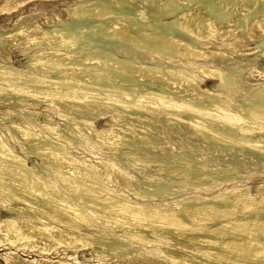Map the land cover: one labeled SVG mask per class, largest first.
Wrapping results in <instances>:
<instances>
[{
  "label": "bare ground",
  "instance_id": "bare-ground-1",
  "mask_svg": "<svg viewBox=\"0 0 264 264\" xmlns=\"http://www.w3.org/2000/svg\"><path fill=\"white\" fill-rule=\"evenodd\" d=\"M262 12L264 0H73L69 21L27 34L24 43L36 50L22 68L0 64V97L34 107L46 102V111L72 122L38 123L27 107L20 109L22 122L7 117L6 124L0 116L28 153L18 154L0 134V208L13 214L0 222V242L22 238L32 240L29 249L48 254L63 246L72 256L90 247L97 257L138 256L158 264L202 263L198 257L203 264H264V186L253 196L234 185L210 197L191 192L167 203L147 200L197 182L249 177L238 176L236 161L222 166L225 156L264 159V85L255 83L240 102L235 94L242 69L248 76L264 71L251 67V58L236 70L223 56L215 58L217 51L208 52L255 36L251 22ZM255 25L260 34L253 49L264 50V20ZM26 30L20 25L11 35L20 38ZM105 114L119 126L93 131L92 121ZM139 124L146 128L137 130ZM86 143L110 147L111 162L95 169L70 153L69 147ZM30 154L40 162L29 166ZM130 160L153 164L165 177L139 180L127 172ZM102 176L146 202L116 192ZM170 176L183 186H169ZM196 221L205 223L194 227Z\"/></svg>",
  "mask_w": 264,
  "mask_h": 264
},
{
  "label": "rangeland",
  "instance_id": "rangeland-1",
  "mask_svg": "<svg viewBox=\"0 0 264 264\" xmlns=\"http://www.w3.org/2000/svg\"><path fill=\"white\" fill-rule=\"evenodd\" d=\"M25 1V2H24ZM17 3V4H16ZM22 3V4H20ZM73 0H13L11 2H5L4 0H0V64L9 63L15 67L22 68L26 65V61L29 58L31 54L34 53L36 48H33V44H25V36L27 34H30L32 32H38L40 29H49L52 28L53 25L58 24L59 20L69 21L70 17L68 14V9L72 6ZM6 7V8H5ZM263 13V14H262ZM256 17V20H264V12H262ZM256 20L251 23L254 27L255 36L244 38V41H235L230 46H224L221 49L214 48H207L210 52V50H214L216 53V57L223 56L225 59V62L231 67V68H238L239 65L242 64L243 59L245 58H251L252 60L248 63L251 65V67L255 68L257 71H264V50L260 49H253V47L258 43L259 40V30L256 28L255 22ZM25 26L27 27L26 33L20 34L19 36L14 39V36L11 35V32L17 27V26ZM252 27V28H253ZM8 32V33H7ZM257 35V36H256ZM11 36V37H10ZM2 37V38H1ZM10 38L8 40V38ZM14 39V40H13ZM18 39V40H17ZM17 40V41H15ZM18 42V43H17ZM18 46V47H17ZM33 46V47H32ZM222 46V45H221ZM220 46V47H221ZM27 52L28 55L21 52L20 50H23ZM31 48V49H29ZM46 48V47H45ZM227 48V49H226ZM29 49V50H28ZM226 49V50H225ZM239 49V50H238ZM225 50V52H224ZM261 50V51H260ZM260 51V52H259ZM263 55H262V53ZM219 53V54H218ZM256 53V54H255ZM261 53V54H260ZM247 54V55H244ZM11 57V58H10ZM7 59V60H6ZM9 60V61H8ZM6 61V62H5ZM15 63V64H14ZM247 68V67H245ZM237 70V69H236ZM241 75L238 77L235 81L237 82V89H235V94L237 101H241V97L244 96L246 90H253L255 89L259 84L262 83L260 86L264 85V74L258 75L256 72H254L253 76H248V73L246 72V69H242L241 72H239ZM246 74V75H245ZM202 74H198V76H201ZM257 75V76H256ZM244 76H246L244 78ZM248 76V77H247ZM262 76V77H261ZM240 78V79H239ZM235 79V78H234ZM249 82V84H248ZM257 86H256V84ZM210 80L205 78V85L204 87L209 88L210 87ZM241 84V85H240ZM247 85V86H246ZM251 85V86H250ZM253 85V86H252ZM256 86V87H254ZM249 87V88H247ZM246 88V89H245ZM253 88V89H252ZM239 89V90H238ZM242 93H241V92ZM241 93V94H240ZM239 95V96H238ZM236 101V102H237ZM41 103V104H40ZM39 107H34L31 105H25L22 101H14V102H7L4 98L0 97V116L6 117V124L9 123L11 119L16 120L18 122H22V112L20 109L22 107H27L31 111H35V122L38 123H47L51 126H60L64 125H71L70 117L67 116H60L56 113L54 110H48L46 111V102H40ZM43 103H45L43 105ZM44 112H46L48 115H43ZM105 114L102 117H99V119H94L92 121V130L95 131L96 129H115L119 125L117 122H107L108 119L110 120L111 115ZM10 119H8V118ZM8 119V120H7ZM107 119V120H106ZM64 120H67V122H63ZM42 121V122H41ZM95 122V123H94ZM114 123V124H113ZM30 128L40 133L43 137L49 136L48 134L45 135L44 131L40 129L38 126L34 125L30 122L27 123ZM106 124V125H105ZM0 123V134H2L6 139H8L13 146L14 150L20 155H27V152H24L20 149V147L17 146L16 141L9 136V134L6 132V130L3 128V125ZM36 126V128H34ZM61 126V127H62ZM145 124H139L138 129H144ZM139 130V131H140ZM50 137V136H49ZM14 141V142H13ZM70 144V143H69ZM68 146V145H67ZM70 146H72L70 144ZM69 147V146H68ZM108 149H107V148ZM169 147V145H167ZM85 148L91 149L95 148L96 153L94 155L88 153ZM80 149V150H79ZM69 151L73 155H77L85 162L91 163L95 169L102 167V162H111L110 157V147L108 146H100L99 144L95 143H86L84 145L78 146L75 149L72 147H69ZM157 152L159 150H156ZM251 152V151H250ZM226 157V158H225ZM220 163L222 166H226L229 163H239L238 164V176H245L249 175L248 178L244 177H238L231 181H205V182H197L195 184H191L189 186H185L187 189L184 192H177L169 196H160L156 198H150L148 197L147 200L151 203H167L168 201L174 199V200H180L182 194H187L191 192H195L196 197H210L212 195H217L221 193H230V189L232 186L235 185V187L238 188H244L248 187V191L250 195H256V187L264 186V159L260 155L256 158H250L248 155H241L240 153H235L232 156H225ZM234 157V159L232 158ZM238 157V158H236ZM229 158V159H228ZM247 160H246V159ZM249 158V159H248ZM231 160V161H230ZM26 161L29 166H32L35 161L40 162V159L37 156H34L33 154H30ZM100 161V162H98ZM225 161V162H224ZM228 163H227V162ZM223 162V163H222ZM144 163V164H143ZM133 162L130 160V166L127 170L129 175L134 176L135 178L139 180H143L145 177H149L151 175H155L156 177H165V174L159 173L155 170V166L153 164H148L147 162ZM245 164V166L243 165ZM249 165H247V164ZM39 164V163H37ZM241 165V166H240ZM250 166V168H249ZM137 168V169H136ZM245 168V169H244ZM252 169V171H251ZM257 169V170H256ZM259 169V170H258ZM140 172V173H139ZM143 172V173H142ZM145 172V173H144ZM44 176L47 174L45 172H42ZM104 173V170H103ZM217 175L218 173L215 172ZM150 174V175H149ZM50 175V174H48ZM256 176V177H255ZM263 176V177H262ZM52 180L54 181V176L50 175ZM169 178V186L173 187H181L183 184L180 182V179L175 176H170ZM250 178V180H249ZM102 179L107 182V184L114 189L116 192H123L125 194H128V196L132 200H136L139 203H145V198L142 199L140 197H135L133 193L129 192L127 190V187L124 184L118 183V182H109L104 176H102ZM242 179V180H241ZM253 179V180H252ZM176 182H175V181ZM177 180L179 182H177ZM255 180V181H254ZM261 180V181H260ZM253 181V182H252ZM211 182V183H210ZM138 183V182H137ZM179 183V184H178ZM199 183V184H198ZM250 183V184H249ZM181 184V185H180ZM210 184L212 186H210ZM214 184V185H213ZM216 184V185H215ZM255 184V185H254ZM194 185V186H193ZM206 185V186H205ZM255 192V193H254ZM14 203V202H13ZM18 206H22L19 202H16ZM13 215L3 208H0V222L1 225H3L4 220L7 218H10V216ZM4 219V220H3ZM197 220V219H196ZM198 221V220H197ZM195 222L194 227H202V225L205 222ZM29 241V243H28ZM7 241L0 242V264H22L23 260H27L28 262H24L23 264H57L58 260L66 261L68 264L71 262H78L79 264H158V262H143L142 257H132V258H122L117 257L114 255H107L106 253L102 255L101 257H97L93 254L91 248H85L79 250L74 256H72V253L70 251H64L63 246H55L53 250L51 249L48 254L47 253H41L35 248V250L29 249L33 242L32 240H16L13 243H9ZM22 245H26V247L22 248ZM132 247H139L135 243H131ZM148 248L143 247V250L145 254L152 252H147ZM153 253V252H152ZM151 254V253H150ZM153 258V255H150ZM137 257V258H136ZM42 259L47 260L48 262L44 263L41 261ZM155 259V258H153ZM36 260L37 263H32L31 261ZM161 262V261H160ZM168 264H174L171 261H167ZM171 262V263H170ZM197 262H202L199 264H203L204 260L201 258H197ZM161 264V263H160Z\"/></svg>",
  "mask_w": 264,
  "mask_h": 264
}]
</instances>
